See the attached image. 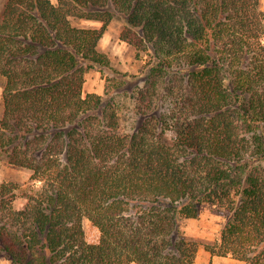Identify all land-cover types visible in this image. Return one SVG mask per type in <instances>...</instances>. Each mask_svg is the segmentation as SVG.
<instances>
[{
	"label": "trees",
	"instance_id": "trees-1",
	"mask_svg": "<svg viewBox=\"0 0 264 264\" xmlns=\"http://www.w3.org/2000/svg\"><path fill=\"white\" fill-rule=\"evenodd\" d=\"M115 17L144 84L84 94L88 69L110 65L98 44ZM0 75V148L37 183L21 207L19 186L0 184V251L14 264H194L182 220L206 204L229 214L206 249L264 264L261 0H7Z\"/></svg>",
	"mask_w": 264,
	"mask_h": 264
},
{
	"label": "rangeland",
	"instance_id": "rangeland-1",
	"mask_svg": "<svg viewBox=\"0 0 264 264\" xmlns=\"http://www.w3.org/2000/svg\"><path fill=\"white\" fill-rule=\"evenodd\" d=\"M7 0H0V19L3 8ZM57 2V0H52ZM261 8L264 10V0H261ZM74 24L86 27H99L101 23L92 20L73 19ZM124 22L120 17H115L109 24L103 37L99 41L98 47L107 54L110 59L109 66H94L86 72V81L84 83V94L88 92H97L106 97V92L111 90V94L116 93L112 89L114 81L125 78L127 90H132L138 84H144L146 75L145 60H139L136 57L135 47L126 41L121 40L120 34ZM4 77L0 75V117L4 111L3 102V84ZM130 94V92H129ZM122 104L119 115L121 125L126 131L133 130L138 124L139 117L135 110V102L131 100L130 95L120 94ZM3 181H12L16 183L18 195L15 199V205L21 207L27 202V195L36 191L37 183L32 179V170L26 167L11 164L7 154L0 148V184ZM229 218V214L219 207L206 204L198 217L184 218L182 220V229L191 242L198 243V251L194 264H246L244 260L234 258L231 255H219L216 259L209 261L204 256V250L207 243H213L220 237V232ZM83 226L86 232V238L89 242L95 243L100 239L99 228L87 217L83 219ZM0 264H14L12 259L4 252L0 251Z\"/></svg>",
	"mask_w": 264,
	"mask_h": 264
},
{
	"label": "crops",
	"instance_id": "crops-1",
	"mask_svg": "<svg viewBox=\"0 0 264 264\" xmlns=\"http://www.w3.org/2000/svg\"><path fill=\"white\" fill-rule=\"evenodd\" d=\"M204 256H206V258L211 261L212 259H216L219 255H214L209 250H204Z\"/></svg>",
	"mask_w": 264,
	"mask_h": 264
}]
</instances>
